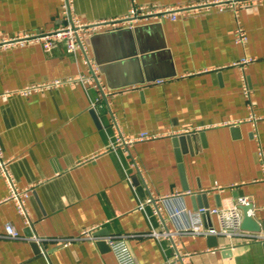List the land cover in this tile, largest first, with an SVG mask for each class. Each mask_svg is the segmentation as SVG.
Wrapping results in <instances>:
<instances>
[{
	"label": "crops",
	"instance_id": "1",
	"mask_svg": "<svg viewBox=\"0 0 264 264\" xmlns=\"http://www.w3.org/2000/svg\"><path fill=\"white\" fill-rule=\"evenodd\" d=\"M197 1L204 0H73V7L94 22L119 19L134 3ZM232 1L223 9L214 4L175 20L146 19L91 35V57L107 88L118 92L109 104L103 98L92 106L99 92L65 81L87 72L80 55L62 45L45 51L39 43H0V147L18 184L32 188V232L47 239L43 253L33 240L6 236L8 223L25 237L32 232L6 198L0 175V264H118L105 242L118 236L126 237L138 264H264L263 241L233 249L245 235L187 231L188 210L227 206L238 196L248 198L264 231V0ZM61 3L0 0V42L59 26ZM238 23L245 44L236 42ZM242 58L253 59L241 68L235 62ZM57 79L65 82L22 94L31 84ZM119 131L156 136L129 151L110 148ZM152 196L161 214L154 202L139 208ZM202 223L218 227L210 212ZM94 228L95 242L54 240ZM163 228L178 232L177 247L153 234Z\"/></svg>",
	"mask_w": 264,
	"mask_h": 264
},
{
	"label": "built area",
	"instance_id": "2",
	"mask_svg": "<svg viewBox=\"0 0 264 264\" xmlns=\"http://www.w3.org/2000/svg\"><path fill=\"white\" fill-rule=\"evenodd\" d=\"M232 0L229 1H219V0H204L197 1L194 3H189L187 5L172 6L161 3H146V4H133L132 8L129 10V13L124 15L119 19H103L95 20L94 22L83 21L78 15H76L75 7H73V0H62V22L59 26L50 29V30H39L37 32H26L21 35L10 37L0 42L3 46L10 44H27V43H39L42 45L45 51H51L52 49L63 46L65 51L69 54H78L82 58L83 62L87 66L86 73H80L77 78H69L65 81H81L87 90L90 88L99 92L97 97L92 99V106H95L97 101L105 99L108 103L109 96H114L118 92L116 90H110L105 85V82L100 75L99 68L97 63H95L94 58L91 57L88 38L102 31H110L112 29L123 27V26H132L139 21H146V19H160L169 18L175 20L180 14L189 15L195 13L200 9H203L207 6L217 4L220 9H223L226 6H232ZM236 42L240 44H245L248 40L247 34L240 23H238L235 29ZM253 58H242L239 61H236L235 64L244 68V65L251 62ZM64 80H54V81H45V83L31 84L26 87L22 94H28L31 91L35 90H45L50 87H57L61 85ZM242 88L244 96L247 99H250L251 90L248 86V81L245 72L242 77ZM109 104V103H108ZM249 109L251 111V118H256L255 112H253V105L248 103ZM113 123L117 125L116 119L113 117ZM154 133L141 132L140 134L132 137H126L121 131L115 134L113 140L109 143L110 148L116 149V147H124L127 151L130 150L131 146L136 141L141 140H150V138L155 137ZM133 165L136 169L139 170L140 163L135 156L132 158ZM11 160L3 156L2 148L0 147V175L3 180L6 182L8 188V194L6 198L12 200L15 203L16 210L19 215L24 220V224L29 230H31L32 220L29 215V210L27 207V201L30 198L32 188L22 187L15 180L11 172ZM154 202V211L155 213L161 214L160 208L157 206L158 199L153 196L146 203H141L139 205L140 209H144L145 205L151 204ZM249 200L245 196H238L237 198L231 199L229 205L220 206L214 208H199L197 210H188L190 225L188 232L193 234H215V235H224L229 239L235 237H242L245 235L246 241H241L237 244L233 243L231 247L235 249L239 244H251V242L263 241L264 242V231L258 230L256 232L248 231L244 229L241 224L243 220V211L240 208V205L248 204ZM181 210H178V213ZM205 211L216 215L218 221V227L206 228L203 227L202 215ZM164 222V221H163ZM94 229H84L78 236L73 238H55L54 240L60 244L66 246L73 240L80 239H90L96 241L98 238L94 235ZM247 231V232H246ZM32 232V230H31ZM6 236L10 238H27L37 242L39 248L43 253H46V249L43 248V242L47 239L41 238L34 232L30 237H25L22 235L14 226L10 223L5 226ZM153 234L157 237L168 238L172 240V245H176V236L178 232L169 231L168 229L154 230ZM243 238V237H242ZM108 247L114 254L118 264H138L135 261V257L131 251L130 246H128L125 236L118 237H107L105 239ZM180 257L178 251L175 254L174 258ZM173 258V259H174Z\"/></svg>",
	"mask_w": 264,
	"mask_h": 264
},
{
	"label": "water",
	"instance_id": "3",
	"mask_svg": "<svg viewBox=\"0 0 264 264\" xmlns=\"http://www.w3.org/2000/svg\"><path fill=\"white\" fill-rule=\"evenodd\" d=\"M97 34L98 33H95V35H97ZM240 208L243 211V220H242L241 226L244 229H246L248 231H252V232H256V231L260 230L262 228V226L250 213V210L252 209V205L250 203L243 204V205H240ZM205 213H209V211H205L204 214ZM262 225L264 226V223H262ZM33 243L36 244L38 247L37 242L33 241Z\"/></svg>",
	"mask_w": 264,
	"mask_h": 264
},
{
	"label": "bare ground",
	"instance_id": "4",
	"mask_svg": "<svg viewBox=\"0 0 264 264\" xmlns=\"http://www.w3.org/2000/svg\"><path fill=\"white\" fill-rule=\"evenodd\" d=\"M211 235H215V234H211Z\"/></svg>",
	"mask_w": 264,
	"mask_h": 264
}]
</instances>
